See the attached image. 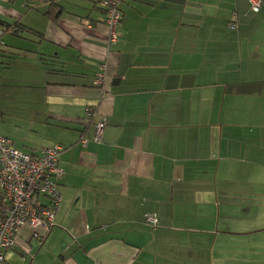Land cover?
Segmentation results:
<instances>
[{"label":"crops","instance_id":"crops-1","mask_svg":"<svg viewBox=\"0 0 264 264\" xmlns=\"http://www.w3.org/2000/svg\"><path fill=\"white\" fill-rule=\"evenodd\" d=\"M250 2L123 0L108 43L102 0H0L21 27L0 46V135L64 146L55 225L22 226L2 264H264V4Z\"/></svg>","mask_w":264,"mask_h":264},{"label":"built area","instance_id":"built-area-1","mask_svg":"<svg viewBox=\"0 0 264 264\" xmlns=\"http://www.w3.org/2000/svg\"><path fill=\"white\" fill-rule=\"evenodd\" d=\"M123 0H103L105 7L104 22L108 29V43L118 39V24L121 18L119 4ZM44 0H22L26 8H36ZM264 0H251L250 10L257 12ZM229 27L236 28V15L233 13L228 22ZM13 27L0 24V46L2 37L11 34ZM106 63L98 64L93 84L103 89L105 87ZM96 111L85 109V122H91ZM93 140L99 142L102 138L105 120L95 123ZM87 140H81L85 146ZM63 146L56 144L42 149L41 153L31 154L12 146L10 139L0 135V264L5 260L6 251L13 247L14 239L19 229L27 225L35 232H48L54 225L55 214L60 207L61 194L58 182L62 171L59 167V155ZM46 199L47 203H43ZM145 222L151 227L157 225L154 214L145 215Z\"/></svg>","mask_w":264,"mask_h":264},{"label":"trees","instance_id":"trees-1","mask_svg":"<svg viewBox=\"0 0 264 264\" xmlns=\"http://www.w3.org/2000/svg\"><path fill=\"white\" fill-rule=\"evenodd\" d=\"M103 1V0H102ZM44 2H47V3H49L50 5L49 6H51V4H53V0H44ZM102 6H103V4H102ZM38 7H36L35 9H37ZM103 9H104V11H105V7L103 6ZM119 10H120V8H119ZM60 13V12H59ZM59 13H56V14H47L46 16L48 17V18H50V19H52V18H55V17H57L58 15H59ZM120 13H121V11H120ZM0 24H4V25H7V26H10V27H13V32L11 33V34H14V33H16L19 29H21V27L19 28V26H18V23H13V24H7V23H1L0 22ZM118 26H119V24H118ZM117 31H118V29H117ZM118 36H119V31H118ZM97 72V71H96ZM96 74V73H95ZM95 77V76H94ZM94 85V84H93ZM98 88H100V87H98ZM86 108H92V109H94L95 111H96V115L95 116H97V107L96 106H94V105H90V106H87ZM85 108V109H86ZM85 109H84V118H83V122L85 123V124H89V123H91L92 121H93V119H92V121L91 122H85ZM94 116V117H95ZM83 139V137L82 138H80V144H81V140ZM64 147V146H63ZM64 149V148H63ZM31 154H33V153H31ZM58 186H59V182H58ZM0 200H1V195H0ZM12 248V247H11ZM10 249V248H9Z\"/></svg>","mask_w":264,"mask_h":264},{"label":"rangeland","instance_id":"rangeland-1","mask_svg":"<svg viewBox=\"0 0 264 264\" xmlns=\"http://www.w3.org/2000/svg\"><path fill=\"white\" fill-rule=\"evenodd\" d=\"M229 26V25H228Z\"/></svg>","mask_w":264,"mask_h":264}]
</instances>
